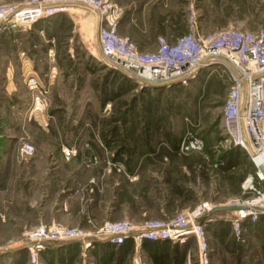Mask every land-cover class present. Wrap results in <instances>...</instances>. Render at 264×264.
<instances>
[{
    "label": "rangeland",
    "instance_id": "rangeland-1",
    "mask_svg": "<svg viewBox=\"0 0 264 264\" xmlns=\"http://www.w3.org/2000/svg\"><path fill=\"white\" fill-rule=\"evenodd\" d=\"M1 1L23 2L25 0ZM191 2L198 10L201 20L200 31L204 34L225 30L232 26L249 31H256L264 26V0H137L131 9L139 10L145 7L143 13H126L124 7L115 4L121 9V15L117 20V32L121 37L133 41L139 50L151 52L155 50L159 36L176 37L186 33V8ZM62 18H64L63 30L57 27L52 31L55 36L63 39L60 46L62 50L60 58L50 62L45 56L42 60H32L31 56L30 60L29 55L33 50H28L25 37L20 39L22 45L15 48H23L20 51L27 54L30 61L28 69L23 68L21 60L19 61L20 58L18 59L15 55L10 56V61H8L7 54L15 50L7 42L10 34H0V120L3 118L9 122L18 123L24 118L42 115L87 119L120 118L130 113L138 116L140 113L136 109V102H139L138 96L141 89L123 75L113 73L110 77V73L106 72L108 69L99 62L101 56L97 42V16L79 6H71L69 13L63 15ZM19 36L23 35L19 34ZM25 50L30 54L28 55ZM69 51L71 54H68ZM9 68L10 76L6 77L4 73ZM27 72H32L50 91V102L47 107L34 102L25 83ZM50 74L53 77H50ZM109 81L111 84L107 85ZM9 82L12 83V89L8 88ZM209 83L214 84V87L208 88ZM168 90L162 91L160 102L165 105V102L173 99L175 104L184 105L180 107L181 114L173 115L177 117L178 132L184 129V118H189L192 125L188 124L185 134L193 131L203 138L204 144L206 141L212 144L211 141L217 136L222 140L220 122L228 91V85L224 79L213 76L188 87H175L174 91ZM30 127L27 125L21 134L16 133V135L12 131L9 132L7 127L4 134L10 136V139L15 135L17 139H11L6 147L18 150L21 143L26 141L35 146L43 165V171L38 176H41L40 181L43 184L53 178L52 195L45 212L47 215L42 221L37 222L35 215L41 209L40 193L29 186V182L24 185L25 179L28 180L30 175L18 173L15 176V179H18L17 183H14V179L10 184L0 185V248L11 242L23 240L24 233L39 224L48 226L62 224L69 227L88 228L83 225L88 224L89 220L102 225L107 221L129 219L123 216L124 207L119 206L113 211L116 219H101L104 212L112 206L110 205L111 200H113V206L117 205L115 203V196L119 191L117 184H120L123 190L129 188L130 192L137 196L136 205L129 206L135 216H140L148 209H152V213L158 215L162 201L157 188L159 175L155 174L154 182L151 174L142 175L139 179L129 182L114 170L110 152H105L102 147H100L102 152L97 149L98 147L93 149L98 156L97 163H91L87 158L83 161L79 158L75 160L70 158V162H66L67 160L61 158L57 152L60 149V140L53 135L47 136L35 129L31 130ZM220 141L211 145L215 154L218 152ZM66 142L62 143L65 146L73 144L71 140H68L67 144ZM96 144L98 145V142ZM83 148H85L84 145ZM50 150L53 154L49 156ZM182 156L187 163L198 164L200 159L208 162L203 151ZM6 160L19 163L18 157H7ZM29 163L30 160L22 164ZM209 167L207 170L211 173L214 167L210 165ZM245 172L246 168L243 166L234 174L238 178ZM195 176L194 173L190 174L192 181H184V176L182 178L178 176L181 185L186 190L184 191L185 199L169 207V219L195 209L198 204L196 205L197 202L194 203L193 200H207L218 206H224L233 200L242 198V194L233 195L234 181L223 182V179L217 176L209 184L200 180L197 183L194 181ZM91 181L95 182L92 195L89 193V182ZM149 182L151 184L150 197L143 196L141 190ZM68 190L83 192V201L75 198L69 214L60 213ZM42 195L46 197L47 193L44 192ZM44 199L46 200L47 197ZM36 200L37 203H34L33 209H30V205H33ZM148 201L153 204L150 205ZM52 217L55 221H51ZM228 218L235 219V214L222 215L219 221L222 226L216 227V224L207 226L209 264H264V227L244 225V233L239 240L232 232ZM136 223H141V221H136ZM169 250L172 255L175 254L176 257L173 259L178 264L183 262L184 257L189 258L188 264H199L196 242L192 239L185 245L174 244ZM27 254L29 252L26 253L24 250L19 254L17 252V256H14V250L0 251V264H30ZM93 256L96 260L94 254ZM96 263L98 264L97 260ZM129 264H151V260H139V262L132 260Z\"/></svg>",
    "mask_w": 264,
    "mask_h": 264
},
{
    "label": "built area",
    "instance_id": "built-area-1",
    "mask_svg": "<svg viewBox=\"0 0 264 264\" xmlns=\"http://www.w3.org/2000/svg\"><path fill=\"white\" fill-rule=\"evenodd\" d=\"M71 6H79L97 16L100 64L129 78L141 90L183 88L213 76L224 79L228 91L221 116L222 140L218 151L242 150L253 164L254 173L241 185L242 198L224 206L207 201L183 215L167 220H145L139 224L129 219L107 221L102 225L89 220L88 228L39 224L26 231L23 240L11 242L0 251L26 248L30 262L38 264L44 244L75 242L80 247V264H97L93 256L96 242L121 247L132 240L136 250L140 251L146 242L185 245L194 239L199 264H209L207 225L216 209L242 208L232 213L235 219L228 218L232 232L239 240L245 223L256 226L264 221V26L256 31L232 26L204 34L200 31L198 10L191 2L186 8V33L174 42L159 36L155 50L143 52L133 41L118 34L117 20L121 9L112 0H0V34H29L39 23L69 13ZM39 34L44 36V31ZM19 58L23 68L28 69L30 61L26 53L21 51ZM25 83L34 102L47 107L50 91L41 81L32 72H27ZM186 123L192 125L189 119ZM204 147L202 137L188 132L179 151L185 155L202 152ZM17 152L22 164L35 157L36 148L26 141ZM75 154L73 148L64 150L67 160ZM90 161L97 163L98 159L93 157Z\"/></svg>",
    "mask_w": 264,
    "mask_h": 264
},
{
    "label": "crops",
    "instance_id": "crops-1",
    "mask_svg": "<svg viewBox=\"0 0 264 264\" xmlns=\"http://www.w3.org/2000/svg\"><path fill=\"white\" fill-rule=\"evenodd\" d=\"M115 4L120 5L125 8L126 13H143L145 7H142L139 10H132L131 7L135 5L137 0H112ZM142 1V0H141ZM159 1V0H157ZM141 3V2H140ZM62 17H58L50 22H42L36 25L33 31H31L28 35L19 36L17 33H11L8 37V45H11L12 48L15 50L11 54H7L8 61L9 57L12 55L17 56L19 59L20 50L15 48L18 45H22L20 43V39L25 37L26 43L28 44V50H33L32 53L28 52L30 56H32V60L39 59L42 60V57L45 56L48 60L54 61L61 56V44L63 39L55 36L52 31L60 26H64ZM43 30L44 36H41L39 32ZM170 42H174L179 36H165ZM54 40V43H50V40ZM24 44V43H23ZM16 52V53H15ZM68 54H71L69 51ZM27 55V54H26ZM13 57V56H12ZM28 57V56H27ZM28 59V60H29ZM30 59V60H31ZM20 61V59H19ZM22 63V62H21ZM11 64L10 62L8 63ZM106 72L110 73V77L113 76L114 72L112 70H106ZM10 68L6 70L4 75L6 77L10 76ZM53 74V71H52ZM50 74V77H53ZM121 75V74H119ZM204 78V77H203ZM202 78V79H203ZM111 81L107 82V85H110ZM12 83L9 82L8 88L12 89ZM214 84L209 83L208 88H213ZM175 88H172L171 91H174ZM162 91H169L165 88H156L152 91L150 90H141L138 98L139 102H136L137 106L136 109L140 113L137 115H132L131 113L126 115L125 117L120 118H66V117H52V116H32L30 118H24L19 120L18 123L7 119L1 118L0 120V185L2 183H11L12 180L14 181L16 174H29L30 177L28 180L25 179L24 185L29 182V186L36 189V192L40 193V203L41 209L36 212V221H42L44 216L47 214V205L48 201H50V196L52 195L51 192V185L54 183L53 178L47 180L46 183H41L40 179L41 176H38L43 171V165L41 164L42 161L39 159V152L37 150L35 157L30 160L29 164L21 165L17 164L14 160H6L7 157H17V150L9 149L6 146L8 145L11 139H17L16 133H22L26 126H31L30 129H35L44 135H53L55 138L61 141L60 149L57 150L59 156L65 160H67L64 156V150L66 148H73L76 152L75 156L72 157L71 160H75L77 158L81 159L82 161L84 158L91 160L93 157H98L96 152L93 150L94 147H98L97 149L101 151L100 147L103 150L109 151L111 158L114 156H119L122 160L117 161L113 168L116 172L121 174L124 179H128L129 182L132 180H137L145 174H151L153 182L155 181V174L159 175V180H157V188L159 189V195L162 197V201L160 204V212L156 216L152 213V209H148L147 211H143L141 213L140 218L135 216L132 211L129 209V206L132 207L136 205L137 196L130 192L129 188H125L120 184H117V189L119 190L115 196V203L117 205L113 206V200H111L110 205H112L109 209H107L102 220L104 219H116L113 215V211L116 210V207L119 206L124 207L123 209V216L128 217L130 220L136 221H145L149 219H159V220H167L169 219V207L174 206L175 204L181 203L183 199H185V187L181 185L180 177H185L184 181H192L190 179V174H195L194 181H204L205 184H209L214 177L220 176L223 179V182H230L234 181V190L233 195H240L241 192V185L243 181L246 179L248 175L254 173V166L250 162L247 155L240 149L235 148L230 151H218L217 154L213 152V148L211 145L216 143L218 140H221V137L217 136L213 139L212 144L206 141V146L208 147V152L213 154L212 158V166L217 168L218 164H220V168L217 171L212 170V172H205V176L202 177L196 169V164L187 163L184 158H182V154L178 150L170 149V148H163L158 149L156 145L160 143V141H165L166 139L163 137V134H169V138L171 140H175V142H180L184 137V132L187 131L188 124L186 123V119L184 118V129L180 132L177 130V117H174V114H181L182 111L179 112L180 107H184V105L175 104L173 99L168 100L165 102V105L160 102V95ZM155 93V94H153ZM145 104V105H144ZM141 110V111H140ZM188 115V114H186ZM191 121V120H190ZM25 126V127H24ZM8 127V131H12L15 133L13 138L10 139V136H6L4 133L6 128ZM184 133V134H183ZM154 135L158 136V139L154 142V146L152 148H141V149H127L121 152H117V150H113V148H109L106 146V140L112 141L115 139H120L123 137L133 136V139L129 140L131 146H134L136 141V137L139 135ZM69 138V139H68ZM68 140L73 141V144H69L65 146L62 142H68ZM66 142V144H67ZM98 142V145L96 144ZM104 144H103V143ZM167 142V141H166ZM219 143V142H218ZM77 144V146H76ZM83 145L85 148H83ZM76 147V148H75ZM53 154L50 150L49 156ZM131 156V165L126 166L124 161ZM66 162H70L67 160ZM245 167L246 172L242 174V176L236 178L235 171L240 167ZM3 176H2V175ZM179 176V178H178ZM43 177V176H42ZM18 179H15L14 183H17ZM149 180V179H148ZM197 182V183H198ZM94 181L89 182L90 187V195L93 193V186ZM150 182L147 183L141 190L143 196L150 197ZM44 192L47 193L46 198L42 195ZM89 195V196H90ZM84 194L78 190H68V194L66 195L65 199L62 202V207L60 209V213H67L69 214V210L75 198L80 199L83 201ZM149 199V198H148ZM150 203V201H148ZM196 205L201 204L204 201H197L193 200ZM211 202V201H210ZM37 203V200L33 202V205H30V209H33V206ZM214 203V202H213ZM153 204L152 202L150 205ZM149 205V206H150ZM150 208V207H149ZM26 211V209H23ZM233 212H219L211 217H209L208 227L209 225H217L216 227L222 226V223H219L220 219H222V215H232ZM90 217V216H89ZM89 217H87L89 219ZM121 217V216H120ZM64 219V218H63ZM93 220H95L93 218ZM211 220V221H210ZM51 221H55L54 217L51 218ZM87 221V219H86ZM245 223V222H244ZM260 223H264L261 220ZM139 224V223H138ZM27 225V224H26ZM244 225H248L245 223ZM81 226V224H78ZM88 227V224L83 225ZM219 229V228H218ZM194 241V239H192ZM130 240L126 245L122 247H112L108 245L106 242H96L95 249L93 250V254L96 257L98 264H129L130 262L135 261L139 262V260H151V264H157L149 254L147 248L143 247L142 250H136L134 247V243ZM130 243V244H129ZM132 244V245H131ZM169 248L173 245L171 243L167 244ZM23 252V249L14 251V256L16 254ZM28 253V251H24ZM147 252V253H145ZM146 254V255H145ZM28 258L29 257V254ZM134 256V258H133ZM173 258V257H172ZM189 259V258H188ZM187 257H184L183 262L179 264H188L189 260ZM117 260V261H116ZM31 264V263H30ZM38 264H80V247L78 243L70 242V243H56V242H48L44 244V249L40 253L39 262ZM158 264H178L173 260L166 262H160Z\"/></svg>",
    "mask_w": 264,
    "mask_h": 264
},
{
    "label": "trees",
    "instance_id": "trees-1",
    "mask_svg": "<svg viewBox=\"0 0 264 264\" xmlns=\"http://www.w3.org/2000/svg\"><path fill=\"white\" fill-rule=\"evenodd\" d=\"M58 29L63 30L62 26H60ZM57 29V30H58ZM125 117V116H124ZM193 128V127H192ZM193 132V131H192ZM185 136V135H184ZM163 137L166 139L165 141H160V143H158V145H156V148L158 149H163V148H170V149H174V150H178L180 149V145L183 141V139L179 142H175V140H171L169 138V134H163ZM184 138V137H183ZM133 139V136H127V137H123L120 139H115L113 140V145H112V141H108L106 140L105 144L107 147L109 148H113V150H117V152H121L127 149H141V148H152L155 147L154 146V142L158 139V136H154V135H139L136 137V141L134 143V146H131V143L129 142V140ZM167 141V142H166ZM208 147L205 144V147L203 149L204 154L206 155V158L208 159L207 163L205 160H201L200 159V163L196 164V169L199 170V174L204 177L205 176V172L210 166H212V158H213V154L209 153L208 151ZM184 155V154H182ZM122 160L119 156H114L112 158L113 163L115 164L117 161ZM132 157L129 156L128 159L126 161H124L126 166H130ZM220 164H218L217 168L213 169L214 171H217L220 168ZM257 226H263L264 227V223H260L257 224ZM222 231V230H221ZM223 233V232H221ZM130 240H128L125 245L129 242ZM132 242V241H131ZM170 242H162V243H154V242H146L144 244V247L147 248L149 254L151 255V257L153 258V260L155 261V263H160V262H166L168 263V261L173 260L172 257H176L175 254L172 255L170 252V248L167 245ZM130 244V243H129ZM132 245V244H131ZM124 246V245H123ZM122 247V246H121ZM177 248V247H176ZM24 251H26L27 249L24 248Z\"/></svg>",
    "mask_w": 264,
    "mask_h": 264
},
{
    "label": "water",
    "instance_id": "water-1",
    "mask_svg": "<svg viewBox=\"0 0 264 264\" xmlns=\"http://www.w3.org/2000/svg\"><path fill=\"white\" fill-rule=\"evenodd\" d=\"M242 210L241 207H234V208H229V207H222L216 209L213 213H219V212H234V211H240Z\"/></svg>",
    "mask_w": 264,
    "mask_h": 264
}]
</instances>
